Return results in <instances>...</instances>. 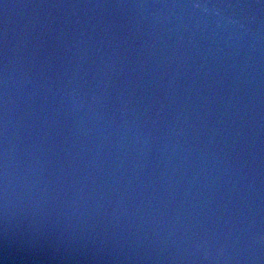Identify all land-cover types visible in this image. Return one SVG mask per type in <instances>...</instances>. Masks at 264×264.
Wrapping results in <instances>:
<instances>
[{
    "label": "water",
    "instance_id": "obj_1",
    "mask_svg": "<svg viewBox=\"0 0 264 264\" xmlns=\"http://www.w3.org/2000/svg\"><path fill=\"white\" fill-rule=\"evenodd\" d=\"M0 264H264V0H0Z\"/></svg>",
    "mask_w": 264,
    "mask_h": 264
}]
</instances>
